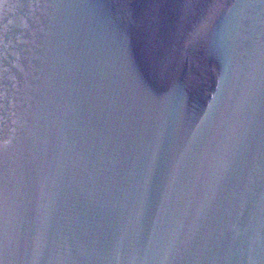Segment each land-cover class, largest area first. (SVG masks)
I'll return each instance as SVG.
<instances>
[{"label":"water","instance_id":"1","mask_svg":"<svg viewBox=\"0 0 264 264\" xmlns=\"http://www.w3.org/2000/svg\"><path fill=\"white\" fill-rule=\"evenodd\" d=\"M0 264H264V0H0Z\"/></svg>","mask_w":264,"mask_h":264}]
</instances>
